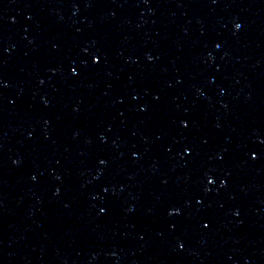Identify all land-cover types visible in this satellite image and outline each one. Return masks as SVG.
<instances>
[{
    "label": "water",
    "instance_id": "water-1",
    "mask_svg": "<svg viewBox=\"0 0 264 264\" xmlns=\"http://www.w3.org/2000/svg\"><path fill=\"white\" fill-rule=\"evenodd\" d=\"M0 264H264V0H0Z\"/></svg>",
    "mask_w": 264,
    "mask_h": 264
},
{
    "label": "snow or ice",
    "instance_id": "snow-or-ice-1",
    "mask_svg": "<svg viewBox=\"0 0 264 264\" xmlns=\"http://www.w3.org/2000/svg\"><path fill=\"white\" fill-rule=\"evenodd\" d=\"M235 27L239 29V28L241 27V25H240L239 23H237V24L235 25ZM217 47H219V45H217ZM93 60H94V61H98V60H99V57H98V56H93ZM71 71H72L73 73H75L77 70H76L75 68H73V69H71ZM185 151H187V149H186ZM209 182H210V183L212 182L211 179L209 180Z\"/></svg>",
    "mask_w": 264,
    "mask_h": 264
}]
</instances>
